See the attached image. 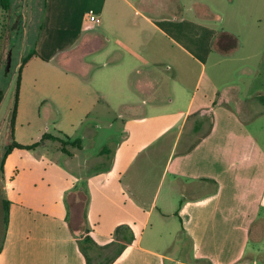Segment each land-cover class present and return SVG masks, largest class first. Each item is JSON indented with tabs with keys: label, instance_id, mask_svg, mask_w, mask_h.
<instances>
[{
	"label": "crops",
	"instance_id": "crops-1",
	"mask_svg": "<svg viewBox=\"0 0 264 264\" xmlns=\"http://www.w3.org/2000/svg\"><path fill=\"white\" fill-rule=\"evenodd\" d=\"M95 2L96 16L110 10L112 22L83 33L62 65L82 78L63 84L83 90L66 92L80 115L104 100L124 118L122 137L107 152L83 157L94 133L86 130L75 147L80 155L68 146L56 151L67 160L45 154L46 141L6 156L0 224L3 200L9 215L0 264H86V236L99 247L125 244L112 264H234L252 229L260 240L264 226V144L255 135L264 130V38L255 56L243 57L238 34V49L222 55L212 48L213 29L195 34L197 17L168 15L157 2L154 14L129 0ZM122 6L133 13L124 16ZM254 39L248 43L256 47ZM92 71L103 85L93 90L83 84ZM45 134L73 141L64 129ZM13 136L21 145L38 142L17 139L15 123ZM126 228L128 241L116 232Z\"/></svg>",
	"mask_w": 264,
	"mask_h": 264
},
{
	"label": "rangeland",
	"instance_id": "rangeland-1",
	"mask_svg": "<svg viewBox=\"0 0 264 264\" xmlns=\"http://www.w3.org/2000/svg\"><path fill=\"white\" fill-rule=\"evenodd\" d=\"M148 1L150 3L129 0L137 9L152 14L158 9L156 10L151 3L157 2L159 6L167 5L164 11L168 15L182 17L186 20L197 17L200 26L193 29L196 35L204 34L205 27L213 29L216 34L221 31L230 32L235 36L239 34L245 42V49L241 55L243 57L255 56L259 48L258 42L264 38V0ZM98 7L95 0H11L9 10H3L0 7V59L2 61L0 69V167L6 148L12 141L10 120L15 103L19 69L23 58L32 51L49 60L44 62L39 56H33L22 68L17 98L19 117L15 122L17 139L30 143L38 141L39 137L45 133H53L55 129H64L71 133L70 139L74 141L83 138L86 130H94L93 141L82 155L77 148L68 146L70 152L83 157L105 153L110 150L112 143L120 141L124 118L119 117L116 111L107 109L104 100L96 103L88 116H84L83 113L80 115L81 111H77L78 103L71 101L68 94H82L83 90L80 88L70 90L63 84V79L66 77L79 78V80L82 78L78 73L65 72L62 65L71 61L70 52L78 47L83 33L88 30H103L105 23L112 22L110 10L107 11L108 15L100 17L102 22L100 27L85 19L89 11L98 15ZM120 13L128 16L133 12L122 6ZM238 17L242 20L238 21ZM258 17L262 18V22L256 20ZM243 24L245 27L242 26ZM178 31L184 36L182 27H179ZM252 36L257 40L254 39L256 47L248 43L252 40ZM114 46L115 44L110 40L108 48L112 49ZM77 54L78 52L75 51L72 54L73 58L77 57ZM73 65L72 63V68ZM74 68H77V65ZM86 72L84 71L83 75H86ZM97 74L99 73L92 71L90 81L83 84L91 90L95 89L96 83L101 84L98 80L96 81ZM187 77L193 80L194 73L189 72ZM116 86L113 85V87ZM132 95L136 96L134 93ZM84 102L89 104L87 101ZM71 113L72 116L69 117ZM261 122H264V116L258 119V124ZM255 135L264 144V130ZM45 144L47 147L45 154L50 153L58 160H67L62 153L57 155V152L62 150L59 142L46 140ZM85 145H87L86 141ZM1 179L0 169V186ZM3 229H5L4 218L0 224V236ZM257 230L256 227L252 229L243 255L234 264H264V226L260 240L255 239ZM112 251L113 249L108 252L90 251L93 264H98V262L105 264L101 260V255ZM175 257L177 255H174V259ZM167 264L183 263L172 261Z\"/></svg>",
	"mask_w": 264,
	"mask_h": 264
},
{
	"label": "trees",
	"instance_id": "trees-1",
	"mask_svg": "<svg viewBox=\"0 0 264 264\" xmlns=\"http://www.w3.org/2000/svg\"><path fill=\"white\" fill-rule=\"evenodd\" d=\"M0 7L3 10H9L11 7V0H0ZM212 46H213V49L215 51L221 53L222 55H230L238 49L239 41H238V38L234 34L227 32V31H221L217 34V36L213 40ZM36 55H37L36 52L32 51L26 57H24L23 61H22V65L19 69V76H18L17 87H16L15 103L13 106V110L11 113V120H10V134H11L12 141L6 148V151L4 154V159L1 162V167H0L1 171L3 169L4 160H5L6 156L14 148L23 149V150H32L46 140L59 142L62 149H64L66 146H69V145L80 148V144H81L80 139H76L74 141L63 140L61 138L52 136L51 134H44L38 142H35L31 145H21V144H18L17 142L14 141L13 130H14V123H15V119H16V115H17V98H18V88L20 85V75H21L23 66L26 65L27 62L33 56H36ZM1 66H2V61L0 59V69H1ZM8 204L9 203L6 200H3V213H4L5 228L8 225V215H9L8 214ZM116 232H118L119 234L121 233V235L123 237H120V238L123 239L125 237L127 241L129 240V238L131 236L130 232L127 228L124 229L123 231H121V229H117ZM125 247H126L125 244H120V243H116V242H112V243L106 245L105 247H99L88 236H86L84 238L82 245H80L81 252L84 254L85 259H86V264H93V259H92V256L90 255V251H92V250L93 251L97 250L98 252L99 251H107L108 252V250L113 249L112 252L106 253L105 255H101V260L103 262H105V264H112L121 255V253L123 252ZM98 264H101V262H98Z\"/></svg>",
	"mask_w": 264,
	"mask_h": 264
},
{
	"label": "built area",
	"instance_id": "built-area-1",
	"mask_svg": "<svg viewBox=\"0 0 264 264\" xmlns=\"http://www.w3.org/2000/svg\"><path fill=\"white\" fill-rule=\"evenodd\" d=\"M86 19L90 22L95 23V24L100 23V19L96 15H94L92 11H89V13L86 16Z\"/></svg>",
	"mask_w": 264,
	"mask_h": 264
}]
</instances>
